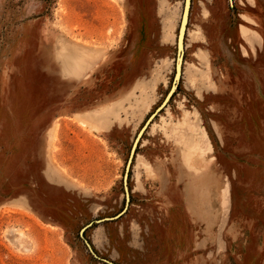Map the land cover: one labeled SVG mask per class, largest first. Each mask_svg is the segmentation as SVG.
Returning <instances> with one entry per match:
<instances>
[{
    "label": "rangeland",
    "instance_id": "374dc122",
    "mask_svg": "<svg viewBox=\"0 0 264 264\" xmlns=\"http://www.w3.org/2000/svg\"><path fill=\"white\" fill-rule=\"evenodd\" d=\"M184 2L0 0V264H264V0L191 1L126 199Z\"/></svg>",
    "mask_w": 264,
    "mask_h": 264
},
{
    "label": "water",
    "instance_id": "95a60500",
    "mask_svg": "<svg viewBox=\"0 0 264 264\" xmlns=\"http://www.w3.org/2000/svg\"><path fill=\"white\" fill-rule=\"evenodd\" d=\"M191 1L192 0H185L184 2V10H183V15H182V21L179 27L178 31V39H177V60H176V65H175V75H174V80L172 87L170 91L168 92L165 100L162 102V104L155 110V112L149 117V119L146 121L145 125L142 127L140 130L138 137L136 138L133 148L131 150L127 165H126V170H125V175H124V189H125V195L127 201L130 199V192L128 188V173L130 171L134 156H135V151L139 145L140 139L146 129L149 127V125L152 123V121L156 118V116L159 115V113L164 110L168 103L170 102L171 98L173 97L175 90L180 83V80L182 78V73H183V58H184V48H185V38H186V32H187V26L189 22V16H190V9H191ZM114 220L113 218H106L104 220L98 221L104 222V221H110ZM90 224L89 226H91Z\"/></svg>",
    "mask_w": 264,
    "mask_h": 264
},
{
    "label": "bare ground",
    "instance_id": "6f19581e",
    "mask_svg": "<svg viewBox=\"0 0 264 264\" xmlns=\"http://www.w3.org/2000/svg\"><path fill=\"white\" fill-rule=\"evenodd\" d=\"M82 62H83L82 59L79 60L80 67L82 66Z\"/></svg>",
    "mask_w": 264,
    "mask_h": 264
}]
</instances>
